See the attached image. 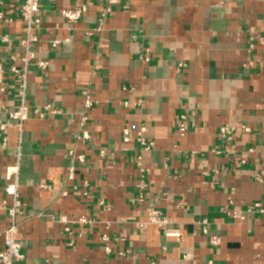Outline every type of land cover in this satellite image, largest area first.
Returning a JSON list of instances; mask_svg holds the SVG:
<instances>
[{
	"label": "crops",
	"instance_id": "1",
	"mask_svg": "<svg viewBox=\"0 0 264 264\" xmlns=\"http://www.w3.org/2000/svg\"><path fill=\"white\" fill-rule=\"evenodd\" d=\"M22 2L0 0L14 18L0 21L7 65L24 53ZM75 4L88 11L69 25L60 11ZM102 4L40 0L33 49L49 65L29 67L22 136L11 124L3 148L0 131V200L21 137L24 257L15 264H264V213L234 217L264 207V0H121L97 32ZM54 39L68 41L53 48ZM19 104L10 74L0 124ZM149 205L180 238L147 223ZM7 225L0 214V232Z\"/></svg>",
	"mask_w": 264,
	"mask_h": 264
},
{
	"label": "built area",
	"instance_id": "2",
	"mask_svg": "<svg viewBox=\"0 0 264 264\" xmlns=\"http://www.w3.org/2000/svg\"><path fill=\"white\" fill-rule=\"evenodd\" d=\"M121 3V0H103V8L100 13V17L98 19V26L96 28L97 32H101L104 29L105 22L109 15L113 12L114 7ZM88 11L87 4H75L69 8L62 9L61 15L65 19V21L69 25H75L78 23L84 15ZM19 16L21 21L24 24V35L21 38L20 44L24 49V53L18 57L16 55H12L10 60L11 62L7 65L0 61V86L5 83V79L10 74L15 78L17 83V94L20 98V104L11 110H7V115L9 121L2 122L0 124V131L3 134V142L2 147L7 148L8 146V128L11 124H14L18 127L20 131V136H22L25 122L29 119L31 113L30 107L27 103V87H28V75H29V67L32 64H36L40 69L45 70L49 62L43 60L41 58H37V55L33 49L35 43L38 42V36L36 30L39 29L41 23L40 17V0H23L19 8ZM13 17L7 15L6 11H0V21L1 22H12ZM10 37L8 35H4L2 37V41L7 43L10 42ZM68 40H59L54 39L51 42L53 48H58L63 42ZM145 61H148L149 57L143 58ZM20 60L22 65H17V61ZM251 64V63H250ZM185 64H180L179 67H184ZM83 94L86 96L85 105L91 106L92 101L90 99V94L88 91H84ZM142 101L139 102L141 104ZM47 110L60 113V110H51L49 106L46 108ZM34 113H40L39 110H36ZM42 114V113H40ZM181 122L178 126L179 131L182 134H185L188 130V125L186 123V116L182 115L180 118ZM233 131L232 128H222L221 135L225 138ZM89 138V135L83 132V135H77V138ZM124 140H130V132L129 129L126 128L124 130ZM139 140L143 143V146L146 150L151 148L152 144H146L142 137ZM105 152L102 151V154ZM70 155L79 159V161L84 162L85 158L83 155H76L74 151L70 152ZM16 162L12 165L6 167L4 173V192L5 198L0 200V214H5L8 218V225L7 227L0 232V238L3 240L4 248L0 252V264H15L23 259V254L21 252V248L23 242L19 237V225L20 219L24 217L26 204L21 199L20 195V184H19V168L21 164V137H20V145L16 149ZM140 161V155L137 157ZM138 165L141 166L140 162ZM141 169V167H139ZM142 170V169H141ZM141 170L140 173H141ZM142 175V173H141ZM139 187L144 189L145 184L143 181L140 182ZM146 194L143 191L139 193V199L145 200ZM259 210L260 212L264 213V207L260 206V204H255L253 208H248L246 210L235 211L234 217L240 220H244L249 213H253L255 210ZM146 213L148 216L147 223L156 224L165 229V235L169 237L180 238L181 231L179 229H170L167 227L168 220L162 214V212L152 205H149L146 209ZM203 224L204 233H207V220H203L201 222ZM140 227L144 226V223H139ZM106 242H108L107 236L103 238ZM215 243V242H214ZM106 251L108 253L112 252L110 246H106Z\"/></svg>",
	"mask_w": 264,
	"mask_h": 264
}]
</instances>
